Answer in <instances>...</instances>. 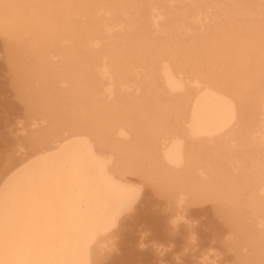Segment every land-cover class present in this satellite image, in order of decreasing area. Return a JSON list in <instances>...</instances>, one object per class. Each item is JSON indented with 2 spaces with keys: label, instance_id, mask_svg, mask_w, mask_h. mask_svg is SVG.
I'll list each match as a JSON object with an SVG mask.
<instances>
[{
  "label": "bare ground",
  "instance_id": "6f19581e",
  "mask_svg": "<svg viewBox=\"0 0 264 264\" xmlns=\"http://www.w3.org/2000/svg\"><path fill=\"white\" fill-rule=\"evenodd\" d=\"M209 13L220 21L184 42ZM180 19L188 29L174 36ZM78 40L75 72L88 79L73 77L61 96L58 80H41ZM199 46L221 53L224 68L207 74L217 55ZM118 88L144 102L109 104ZM60 97L78 99L77 112L62 115ZM210 167L248 181L233 220L264 264V0H0V264L133 260L149 210L169 211L164 224L192 239L184 197L210 192L188 180L209 179ZM254 261L242 253L240 264Z\"/></svg>",
  "mask_w": 264,
  "mask_h": 264
},
{
  "label": "rangeland",
  "instance_id": "374dc122",
  "mask_svg": "<svg viewBox=\"0 0 264 264\" xmlns=\"http://www.w3.org/2000/svg\"><path fill=\"white\" fill-rule=\"evenodd\" d=\"M210 14L211 13L203 16L206 18L203 26H201V24H198L196 25V30L191 31L188 36L187 34L182 35L183 37H187L186 39L183 38L184 42L187 41L188 43H198L200 40L199 38L205 37L208 29L213 26L214 22H217L215 20L220 21L219 19H216V13L211 14V16L214 18H210ZM188 24L189 22L184 23L182 19L177 20V22L172 26L174 36H178L180 32L185 33L184 30L188 29ZM39 25L40 22L36 21L33 27ZM137 25V21L134 22L132 26H128V28L125 30V33L128 32V35L130 32L136 29ZM179 27H181V30H179ZM236 30L238 29L236 28ZM218 35H220V33H218ZM231 35L237 38V42L239 38H241L238 34ZM141 37L143 36L137 35V40ZM117 38L120 37H116V39ZM123 39L124 38H120L116 41L115 44H113L116 50H119L123 46ZM218 40L219 39L212 36L213 44L218 43ZM78 44L79 40L78 43L75 42V44L68 49V51L70 52L65 50L68 53V58L65 60V64L56 65L57 69L54 71L55 75L52 76L50 80H41L47 84V89H50V86L54 85L52 83L53 81L58 80L60 83L58 84L57 89L60 90L61 96H65L67 94L66 92L69 90L72 91V86L78 83V81L74 82L73 77H77L80 80H82L84 77L85 80L88 79V71H86L84 68H81L80 70L75 72L77 64L81 62V59H79V55L77 54ZM162 49L164 50V52L167 51L169 54H171V52L167 50V47ZM172 49H174V47ZM206 49V47L202 46H199L197 48L198 53H200L201 51H207ZM130 50L135 55L140 52L139 48H131ZM206 53L217 55L216 57L210 55L209 57H207L216 62L207 67L209 71V73L207 74L217 73L218 71H220L219 68H224L222 60H218L221 53H211L208 51ZM113 69L114 67H112V70ZM67 79L70 83L66 82ZM36 85L38 86L39 83L37 82ZM31 87L32 85L28 84V89ZM32 89L35 91V94L41 93V90H37V88ZM111 97V102L109 104L114 102L118 103L123 98H125L126 101H130L133 99L134 101L141 102L142 104L145 99V95L140 92L133 91L132 89H128L125 91L120 88L115 89V92ZM128 97H132V99ZM59 100H61V103L57 106L62 115L77 112L76 107L77 102L79 101L78 99L70 98L68 101H64L60 97ZM149 103L153 105L155 104V101L149 98ZM31 119L32 121H35L32 117ZM37 122L41 123V121ZM44 127H46V125L42 123L37 130L33 129L35 130L33 132L40 131L44 129ZM31 129L32 127H28V133H30ZM206 164L209 165L208 161ZM209 169V179L202 180L196 177V175H193L195 179H189L188 181L192 184H194L196 181V183L201 182L205 187L208 188L210 192V194L208 195H210V197H207V195H201L199 199H197L190 194L184 197L185 201L183 205L185 214L188 216V213L191 212L194 215L195 221L191 220L188 217L195 225V228H193L194 237L192 239H189L180 231H172L168 223L164 224V222L168 218L167 216L169 211L159 212L162 214H157V212L149 210L145 212V214L141 215L140 219L138 220L137 227L138 234L140 233L138 237H144L146 241L145 244L139 248V253L134 250L133 260H127L124 262L115 261L114 264H213L216 258L224 260L223 264H240L242 253L245 254L247 252L248 254L251 253L252 256H255V261L252 262V264H259L260 262H262L259 261L261 258V254H255L250 249L249 244L251 243L249 242V240H247L244 232H241V230L239 229V223L233 220L235 215H237L239 212H242L241 204L244 205L245 200L241 201L240 199L243 196L242 194H244V188L248 181L244 180L241 183L238 179L235 178V176L237 175L235 173H237L238 171H230L228 167L225 168V170H216L212 167H210ZM235 180L240 182V184H237ZM241 184L243 186H241ZM160 197H164V194L161 193ZM235 197H237L236 202H233L231 198ZM215 200H218V203H216ZM195 208L196 211L193 210ZM225 214H231L230 218L227 219ZM165 218L166 220H164ZM214 222L219 227V230H215L214 226H212ZM169 238H171L173 242H170ZM153 242L160 243L158 244L161 245L160 248L157 249L158 245L153 244ZM170 243H173L174 246L170 245V247H166V245ZM241 243L246 244L244 250L240 246ZM185 246L187 247L184 248ZM159 251L161 252V254L158 253ZM197 252V259L193 260L191 253H193V255L195 256ZM205 259L207 260L206 262L203 261Z\"/></svg>",
  "mask_w": 264,
  "mask_h": 264
}]
</instances>
